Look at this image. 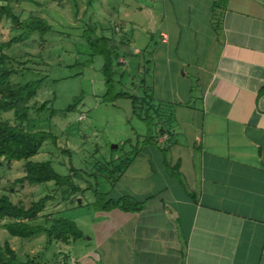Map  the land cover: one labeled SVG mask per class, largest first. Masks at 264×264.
Listing matches in <instances>:
<instances>
[{
  "label": "crops",
  "instance_id": "obj_1",
  "mask_svg": "<svg viewBox=\"0 0 264 264\" xmlns=\"http://www.w3.org/2000/svg\"><path fill=\"white\" fill-rule=\"evenodd\" d=\"M162 2L147 62L150 15L119 11L164 129L119 179L144 204L105 210L77 264H264V0Z\"/></svg>",
  "mask_w": 264,
  "mask_h": 264
},
{
  "label": "rangeland",
  "instance_id": "obj_2",
  "mask_svg": "<svg viewBox=\"0 0 264 264\" xmlns=\"http://www.w3.org/2000/svg\"><path fill=\"white\" fill-rule=\"evenodd\" d=\"M162 3V0L10 2L20 17L25 18L29 13L39 15L47 20L51 29L43 35L42 43L36 34L28 43L14 44L8 50L30 68L12 75L11 82L24 84L40 80V85L29 104L27 120L16 122L12 111L4 112L3 117L26 130L51 131L55 142L46 140L31 159L50 160L61 175L74 173L70 171L73 166L80 176L73 178L74 183L86 188L84 192L73 193L71 188L57 187L54 181L41 184L14 182L24 174L23 162L2 160L0 195L9 194L14 202L25 206L45 194L52 195L31 224L48 226L52 218L64 217L74 221L83 235L69 243L49 242L43 233L21 238L11 236L3 226L7 219H0V242H9L21 258L34 255L49 264H62L67 254L70 264H77L83 253L96 246L104 221L110 219V215L101 209L103 202L117 200L126 194L119 183L126 170L124 163L130 160L133 148L154 133L155 117L150 113L141 115L145 119H140L133 112L131 99L114 95L119 91L139 94L143 81L146 86H151L152 65L139 66L142 59L139 54L122 55L120 61L126 65L114 66L109 89L102 72L103 58L90 50L83 33L90 25L95 26L98 35L113 36L116 41L125 39L128 31L123 20H119L122 16L119 11L125 12L127 17L130 6L137 5L141 10L138 15H150L148 29L152 39L148 38L146 52H141L146 61L149 49L157 43L154 29ZM19 33L9 23H3L0 25V42ZM147 69L149 71L145 73ZM78 96L81 100L76 107L67 111L68 105ZM45 100L49 101L46 108L38 110Z\"/></svg>",
  "mask_w": 264,
  "mask_h": 264
},
{
  "label": "trees",
  "instance_id": "obj_3",
  "mask_svg": "<svg viewBox=\"0 0 264 264\" xmlns=\"http://www.w3.org/2000/svg\"><path fill=\"white\" fill-rule=\"evenodd\" d=\"M12 0H0V25L9 23L13 30H19L18 35L8 38L6 41L0 42V166L2 160L8 162L18 160L23 162L24 174L18 177L14 182L27 181L29 184H41L48 181H54L59 188H71L73 193L84 192L86 188H82L79 184L74 183V177L78 175L79 170L70 166L72 174L61 175L52 165L50 160H33L31 159L38 153L46 140L55 142V136L51 131L26 130L19 124H12L4 119L3 113L12 111L16 122L27 120L30 110V102L37 94L40 80H31L24 84L12 83L11 76L22 70H30L25 67L24 63L19 61L15 54H9L8 50L17 43H28L39 35L38 39L43 40V35L51 29V25L47 20L39 15L29 13L25 18L16 14L12 7ZM30 3H37V0H21ZM84 39L93 53L101 55L103 58L102 72L105 82L112 86V73L115 65H123L126 63L120 61L122 55H128L129 41L120 39L116 41L115 37L105 34L98 35L95 26H88L83 33ZM16 64V65H15ZM20 65V67H18ZM260 94L264 95V86L260 89ZM115 97H126L131 99L133 112L140 119H145L141 115L148 116L150 113L156 118L160 102L157 101L152 85L146 86L143 81L140 83V93L132 94L119 91ZM81 96L76 97L66 108L67 111L73 110ZM48 100L41 103L39 109L46 108ZM139 109V112H138ZM159 117V116H158ZM154 123V133L161 134L164 129H160L162 123ZM153 133V134H154ZM148 135L145 141H151L155 135ZM143 142V143H144ZM129 160L124 163V169L128 166ZM122 169L121 171H123ZM0 174V181H1ZM95 193L97 189L93 190ZM52 195L45 194L40 198L31 201L28 206L21 202H14L9 194L0 195V219H7L3 224L4 228L11 236L21 238H31L37 234L46 235L49 242L59 241L69 243L72 240L81 238L82 231L77 224L64 217L52 218L50 225L31 224L45 207L47 201ZM144 202L138 201L132 196L122 195L117 200L108 199L102 204V210H110L119 208L124 210H140ZM0 264H49L48 261L38 259L36 256L28 255L24 259L21 258L9 242H0ZM62 264H70L68 255L64 256Z\"/></svg>",
  "mask_w": 264,
  "mask_h": 264
},
{
  "label": "water",
  "instance_id": "obj_4",
  "mask_svg": "<svg viewBox=\"0 0 264 264\" xmlns=\"http://www.w3.org/2000/svg\"><path fill=\"white\" fill-rule=\"evenodd\" d=\"M162 128V127H161ZM113 148L117 147V145H112ZM79 201V200H78Z\"/></svg>",
  "mask_w": 264,
  "mask_h": 264
}]
</instances>
